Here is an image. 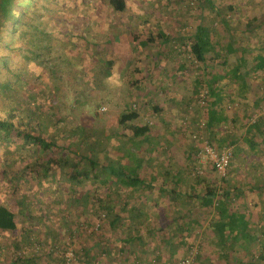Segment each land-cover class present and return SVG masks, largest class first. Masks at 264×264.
Wrapping results in <instances>:
<instances>
[{
    "label": "rangeland",
    "instance_id": "374dc122",
    "mask_svg": "<svg viewBox=\"0 0 264 264\" xmlns=\"http://www.w3.org/2000/svg\"><path fill=\"white\" fill-rule=\"evenodd\" d=\"M125 2V9L116 12L104 0H38L31 14H38L37 27L44 30L52 46L49 54L46 41L40 47L43 56L39 61L45 68L38 76L36 64L22 56L28 52L27 45L13 54L8 64L11 70L20 69L25 90H35L34 106L43 108L50 102L46 114L51 127L43 133L57 145L68 144L78 154L94 152L99 159L106 152L117 155L128 170L130 162L123 155L130 144L114 133H125L117 123L123 111H137L135 123L147 124L156 142L140 171L143 177L154 173L156 186L131 192L118 183H96L92 199L87 201L83 195L91 186L86 182L73 185L60 170L41 179L32 175L23 179V185L11 187L2 170L14 163L23 166L40 153L33 143L23 141V134L11 133L8 139L0 134V204L15 212L17 224L13 230L0 231V264H10L13 245L26 238L27 247L20 252L34 255V264H173L186 255L192 264H226L218 256L219 245L209 229L217 212L201 206L193 194L200 189L196 179L202 181L201 185H224L231 191L237 186L243 191L233 195L229 209L242 212L252 222L255 238L245 242L227 238L225 250L236 249L235 256L242 263L249 252L255 256L259 251L258 238L264 240V234L259 233L264 223V190L259 189L264 188V125L259 133L244 132L252 139L241 141L239 154L232 142L218 143L215 138L229 139L256 120L264 121V106H243L230 94L231 100L225 104L228 120L208 129L205 107L209 98L203 79L209 78L215 67L219 69L221 60L208 58L206 66L195 61L189 52L188 37L199 23V14L215 38L223 28L221 17L234 22V29L239 30V6H264V0H221L217 12L199 0ZM226 5H232L235 11L225 10ZM158 30L171 37L168 45L155 36ZM148 37H152L151 42L141 45ZM59 38L69 41L63 51ZM109 52L117 53L119 60L108 72L105 61ZM226 62L231 64L232 60ZM261 72L254 74L253 83L261 85ZM198 79V92L193 93ZM23 92L9 94L11 101L21 103V107L26 103ZM243 108L246 118L238 125L232 117ZM18 117L25 118L24 111L22 114L19 110ZM206 143L216 150L230 148L231 160L224 175L200 154ZM160 184L167 191L161 192ZM100 205L105 211L113 208L120 219L115 233ZM136 209L141 214L131 221L129 217ZM119 233L121 237H139L131 240L132 244L122 243L116 241ZM83 249L88 251L86 256L81 254ZM233 260L230 257L228 263L234 264Z\"/></svg>",
    "mask_w": 264,
    "mask_h": 264
},
{
    "label": "trees",
    "instance_id": "16d2710c",
    "mask_svg": "<svg viewBox=\"0 0 264 264\" xmlns=\"http://www.w3.org/2000/svg\"><path fill=\"white\" fill-rule=\"evenodd\" d=\"M38 0H0V134H3L6 139L8 135L15 133L17 135L23 134V141L33 143L36 152L40 154L36 159L30 160L25 165H8L2 170L3 174H6L5 178L8 180V184L11 187L23 185V179H27L32 175H36L37 179L44 177L45 175L59 173L64 170V176L73 185L80 182H86L91 186L84 192L83 197L87 201L92 199L91 191L92 186L96 183L100 184H120L129 189V191L137 190H152L155 188L154 173H150L149 177H143V172L140 171L142 164L145 159L150 157V153L154 151L156 145L154 137L151 135L150 127L147 124H141L135 121L138 119V113L135 110L123 111L117 118V123L122 126L125 130L123 135L114 133V136H123L126 142H129L126 153L123 155L128 158L127 163L129 169H125V164L121 161V158L117 155L113 156L109 153H104L100 159L94 152H86L83 154L76 153L72 147L68 144L57 145L52 138H48L43 132L47 131L50 126L49 116L46 114L50 109L51 105L48 101L45 107H36L32 104V100L35 99L33 96V88L31 90H25L26 85L21 80V71L19 68L9 67L8 60L10 57L17 53L22 52L23 45L28 46V52L26 55L22 54L23 57L32 61L39 68L37 71L38 76L40 75L41 68H45L39 59H42L43 53H41L40 47L43 42L50 44V38L44 33V30L39 29L37 26L39 16L35 17L31 13H34L35 4ZM108 6L116 11L121 12L126 7L125 0H104ZM202 3H212V0H199ZM221 22L224 23L223 17ZM225 24V23H224ZM42 33L40 37H33L35 34ZM156 37L167 39L168 36L162 31H158ZM151 38V37H150ZM154 38V37H153ZM148 39V38H147ZM141 41V45L148 44V40ZM189 52L192 58L205 66L207 53L213 51V45L211 42V28L208 25H197L189 34ZM62 51L64 45L69 42L65 41L64 38L57 39ZM20 44V45H17ZM46 44V43H45ZM95 46L92 45L91 47ZM47 48V47H46ZM52 46L46 49L48 54L50 53ZM109 57L106 58L105 66L108 69L113 68V65L119 60V55L116 53L109 52ZM244 53V50H243ZM62 57L66 59V53L62 54ZM56 58V57H55ZM244 69L242 72L241 70ZM264 71V57L258 56L253 59L249 68L247 69V58L245 56L239 57L236 60V64L232 67L229 73V77L233 81L239 84L245 83V77L249 75V72L255 70ZM34 71V69H33ZM23 71V75H24ZM221 77L213 76L209 80H206V93L208 100L206 104V127L211 129L216 125H223L226 122V115L224 114L225 104L221 103V92L216 90L215 83ZM193 93H197V82H195ZM241 84V85H242ZM24 91L25 105L23 107L21 103H14L9 96L10 92ZM50 91H48V95ZM49 100H51L49 98ZM36 101V100H35ZM223 105V106H222ZM216 107V109L214 108ZM22 110L25 113V118L18 117V111ZM260 121H255L251 124V127H260ZM259 133V129H256ZM8 142V141H6ZM264 143V139L262 141ZM57 150V154L52 153ZM50 154H49V153ZM42 153V154H41ZM43 153H46V157L43 158ZM70 153V157L68 156ZM60 171V172H61ZM20 173L22 176H20ZM195 185H200L199 193H193L200 199V204L203 207H211L217 212V219L210 223V231L212 232L215 242L219 245L218 256L224 260L226 264L230 257L234 264H264V240H259L260 247L257 254L249 252L246 262H240L235 255L238 251L225 250V241L230 238L234 241H251L255 237L253 236V230L251 229L252 222H250L243 213L237 211H230L229 204L231 198L237 196L238 193L243 191L234 186L232 191L220 185L219 188L215 184L201 185L202 181L196 179ZM222 183L226 184L225 179ZM15 184V185H14ZM16 186V188H17ZM161 186V184H160ZM158 185V188L160 189ZM258 188V187H257ZM158 189V190H159ZM264 190V188H260ZM247 190H251L247 187ZM161 192L167 191V188H161ZM169 193L170 190L168 189ZM236 193V194H235ZM217 198V199H216ZM100 208L104 211L108 220L107 224L112 229L113 233L116 232V224L120 222L117 215L113 214V208L105 211L104 206L100 205ZM100 211V210H99ZM16 215L15 212L7 205L0 204V231H10L15 229ZM262 235L264 234V223L259 228ZM118 238H119V234ZM258 237V236H257ZM122 238V237H121ZM120 239V238H119ZM29 239L22 240L21 244L15 243L11 253L10 264H34L37 260L34 255H21L20 250L26 248ZM249 250V249H248ZM230 252V253H229ZM87 250L81 251V254L86 256ZM52 255V253H49ZM48 256V255H46ZM52 257V256H51ZM53 258V257H52ZM59 260V259H58ZM62 259L60 258V261Z\"/></svg>",
    "mask_w": 264,
    "mask_h": 264
},
{
    "label": "crops",
    "instance_id": "0c3cea01",
    "mask_svg": "<svg viewBox=\"0 0 264 264\" xmlns=\"http://www.w3.org/2000/svg\"><path fill=\"white\" fill-rule=\"evenodd\" d=\"M221 0H212V3H209L210 7H214L215 11L217 12V9L220 8L221 3H219ZM232 11L234 10V7L232 5H226L225 10ZM262 10V12H261ZM235 11V10H234ZM260 11V12H259ZM237 17L239 19V30H235L234 28H237V26H234V22L228 23V21L224 20L223 28H219L220 35L218 34L215 38L211 34V42L213 45V51L207 53L205 56L206 60L209 58L211 60H221L220 61V67H215L216 70L210 71L209 78L203 79L206 83V80H209L213 76L221 77V79H218L216 83L214 84L216 87V90H220L222 96H221V103L226 104L229 100V95L232 94L233 97H238L241 102H243V106L246 107H257L262 108L261 106H264V78H261V85H258V83L252 79L254 77V74L262 73L259 69L255 71L249 72V75L245 77V83L239 84L236 81H233L231 77H229V73L232 70V67L236 64V60L239 57L247 58V69L249 68L251 62H253V59L262 56L264 57V6L262 5H255L253 3H245L243 6H239V9L236 11ZM198 24L205 25L201 21V15L199 14L198 17ZM210 27V26H209ZM194 29V28H193ZM161 31V30H158ZM163 32V31H162ZM234 32L236 34H234ZM164 33V32H163ZM167 35V34H166ZM168 36V35H167ZM159 38V37H158ZM152 37H148V41L151 42ZM162 44L168 45L171 41V37L168 36L167 39L159 38ZM148 42V44H149ZM244 50V53H243ZM232 60L231 64H228L226 61ZM205 62V66H206ZM242 72L244 69L241 70ZM263 71V70H262ZM205 75V73H203ZM197 83H200V80L198 79L195 81ZM256 84V85H255ZM199 85V84H198ZM195 86V83H194ZM259 90V91H258ZM252 92V97H250V94ZM258 92V93H256ZM250 97V99L248 98ZM213 100V98L209 99ZM223 106V105H222ZM216 109V107L214 106ZM242 111L240 113H237L236 116H233V122L241 125L242 121L245 120L246 115L244 114V108L241 109ZM224 114L226 115V121L229 118L228 111L226 110L224 106ZM261 123L259 124L260 127H251V124L248 125L243 131H240L239 133H236L229 139H225V137L219 136L215 138V140L220 143L222 141L225 142H232L235 146V152L236 154L242 153L240 146H238L241 141H251L252 137H248L247 134L244 132H249L250 130L256 131V129H261V126L264 125V121L262 119L257 120ZM241 135V137H240ZM251 149H255L252 148ZM256 150V149H255ZM160 186V185H159ZM166 186L162 185L160 188L165 189ZM232 211V210H230ZM242 213V212H238ZM131 214V213H130ZM141 214L140 209H136L135 212L130 215V220L132 221L133 218H139V215ZM218 217H215L213 221H215ZM118 237V236H117ZM139 236L137 235H129L127 237H122L119 233V238H117L116 241L122 242V243H128L132 244L131 240L133 241L135 238ZM168 242V241H166ZM137 245V243H134ZM134 246V245H133ZM130 247V246H129Z\"/></svg>",
    "mask_w": 264,
    "mask_h": 264
},
{
    "label": "built area",
    "instance_id": "2783aa9c",
    "mask_svg": "<svg viewBox=\"0 0 264 264\" xmlns=\"http://www.w3.org/2000/svg\"><path fill=\"white\" fill-rule=\"evenodd\" d=\"M195 0H190L193 3ZM201 99H199L200 101ZM200 154L202 157H207L212 162L215 170L224 175L226 169L231 160V150L229 147H221L219 150H216L211 144L206 143L202 148ZM173 264H192L191 257L186 255L178 260H176Z\"/></svg>",
    "mask_w": 264,
    "mask_h": 264
}]
</instances>
